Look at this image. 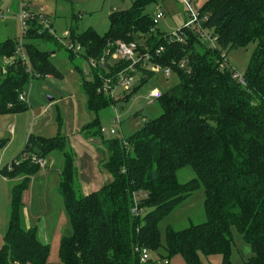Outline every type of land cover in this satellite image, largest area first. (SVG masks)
I'll list each match as a JSON object with an SVG mask.
<instances>
[{
	"label": "trees",
	"instance_id": "obj_1",
	"mask_svg": "<svg viewBox=\"0 0 264 264\" xmlns=\"http://www.w3.org/2000/svg\"><path fill=\"white\" fill-rule=\"evenodd\" d=\"M151 1L133 0L130 8L110 12L103 34L91 28L81 33L70 28L67 36L80 46V52L65 49L55 30L53 34L37 21L29 23L23 36V52L37 78L62 77L51 61V51L42 47L46 41L64 48L70 61H88L99 60L117 40L134 42L140 54L149 52L151 63L169 68L178 78L177 84L162 91L156 100L161 108L157 117L143 121L138 130L121 140L102 139L98 111L116 101L97 89L102 76L126 63L117 60L106 69L90 68V81L75 65L86 109L94 114L81 133L87 138L101 137L105 158L100 165L112 176L96 191L76 194L75 154L60 131L59 118L54 136H28L18 155L46 157L58 152L62 159L57 187L70 230L60 239L59 262L136 264L134 246L157 251L162 246L160 221L202 187L205 221L180 230L167 226L166 257L179 254L187 264H200L198 253L220 254L222 264H232L229 258L235 231L253 252L244 264H264V0H207L199 12L207 16L203 26L217 36L214 49L191 29L185 30L184 41L167 42L144 11ZM250 43L255 48L242 75L245 84H241L233 76L235 71L223 62V52ZM16 45L12 38L0 41V115L29 108L18 95L34 77L16 54ZM160 46L163 50L156 54ZM181 61L185 62L183 67L179 66ZM156 74L140 69L137 84L123 101ZM186 166L194 177L180 183L177 171ZM38 170L29 162L11 170L7 164L0 168L5 178L21 177L10 187L0 264H50L49 245L40 241L36 227H24L21 218L23 192L29 177ZM139 193H143L139 206L148 209L142 219L131 211L133 195ZM163 260L149 259L146 264H168Z\"/></svg>",
	"mask_w": 264,
	"mask_h": 264
},
{
	"label": "rangeland",
	"instance_id": "obj_2",
	"mask_svg": "<svg viewBox=\"0 0 264 264\" xmlns=\"http://www.w3.org/2000/svg\"><path fill=\"white\" fill-rule=\"evenodd\" d=\"M19 1V0H18ZM32 2H40L45 7V13L49 16L52 23V28L56 35L60 37V42L64 45L70 44L71 40L67 36L70 28L76 29V32L81 33L84 30L91 28L97 33L103 34L109 26L108 16L113 10H123L132 6L133 0H31ZM194 3V8L199 10L207 0H191ZM17 0H0V12L4 18L0 19V41L6 38L15 39L17 42L20 38V26L15 21ZM9 9V10H7ZM161 10L164 16L157 19L155 28L163 34H171L180 30L184 23L188 20V14L184 8L183 0H152L144 9L151 18L155 19L157 10ZM54 24V26H53ZM209 33V32H208ZM211 33V32H210ZM66 34V36H64ZM204 42V41H203ZM208 47L210 44L204 42ZM77 45V44H76ZM42 47L46 50L54 51L51 61L61 73L62 77L45 76L41 78H33L24 89L27 90L29 106H38L44 104L47 107L46 112L42 115V123H51L45 131L44 136L52 137L55 135L58 128V118L62 121L61 128L66 130V134H71L75 137L83 138V134L76 133V124L80 122L90 121L94 114L86 109L85 95L80 89L81 77L75 69L78 65L84 73L87 81L92 79L90 74V66L88 61L75 59L69 60V53L64 48L56 47L52 41H46ZM255 48L254 43H250L244 48H234L223 52L225 65L233 69L236 73L243 75L247 69L250 57ZM80 52L79 49H75ZM4 64L2 63L3 72H5ZM178 78L175 74H170L166 77L162 72H158L152 79L139 86L137 91L128 101L116 100L115 105H109L98 111L100 127L104 129L101 133V128L98 134H102V139H112L126 137L138 130L143 121H148L157 117L161 113L159 103L154 101L148 104L145 96L149 90L157 88L158 90L167 91L169 88L177 84ZM137 83H135L136 85ZM48 96L53 100L49 101ZM76 104L73 111L72 106ZM54 103V104H53ZM53 104V105H52ZM39 108L41 110L42 107ZM32 109V108H31ZM30 108L18 113L0 115V168L13 160L15 156L24 147V138L29 134L37 135L36 128L33 127V122L36 112L32 113ZM115 112L120 117L121 131L110 136L109 130L113 127L117 131L119 125L113 120ZM77 113V114H76ZM145 118V120H143ZM41 121V120H40ZM41 124V122H40ZM99 129V128H98ZM78 130V129H77ZM16 132V134H15ZM88 131H86L87 133ZM100 134V135H101ZM15 135V140L14 139ZM73 141L72 138H70ZM93 144L97 145L100 150L97 151L98 166L104 157V146L101 143V137L98 135L93 139ZM11 147H7L2 153L4 144L12 143ZM4 145V146H3ZM70 146V145H69ZM104 151V152H102ZM56 163L49 172L48 182L45 184L40 179H37L35 185L31 183L27 191H25L23 202L25 209L27 207L28 214L31 220L38 221L41 216L45 220L46 235L48 237V245L50 254L48 261L50 264H60L58 258V249L60 239L63 235L69 233V225L66 212L62 203V198L58 192V179L56 165L61 162L58 152L54 153ZM79 158L81 157L78 156ZM74 158V189L76 194H84L83 180L80 171H87L90 174L93 172L92 166H87L86 159L82 160ZM86 158V157H84ZM95 161L93 162V164ZM18 166V165H16ZM81 166V168H80ZM81 169V170H80ZM103 170L101 179L110 180L111 174ZM54 174L52 177L51 175ZM93 174V173H92ZM194 177L193 170L189 167H182L177 171V178L180 183H185ZM55 178V179H54ZM13 181H3L0 177V249L3 245V238L7 229L8 209H9V189ZM46 185L45 189L43 187ZM32 192V194H31ZM204 193L202 187L191 192L178 206L158 224L160 231L161 247L157 251H150L149 257L153 260H159L163 257V263L168 264H187L186 260L181 255H174L170 258L166 257L164 249L165 245V229L167 226L180 230L187 228L190 225L200 224L205 221L206 215L204 210ZM148 209L145 210L147 212ZM42 214V215H41ZM42 219L40 223L42 222ZM39 222V221H38ZM38 222H35L38 223ZM40 223L35 226L37 229ZM253 254L251 247L246 243L242 236L233 231V242L231 245L230 262L232 264H244V262ZM200 264H222V256L220 254L205 255L198 253Z\"/></svg>",
	"mask_w": 264,
	"mask_h": 264
},
{
	"label": "built area",
	"instance_id": "obj_3",
	"mask_svg": "<svg viewBox=\"0 0 264 264\" xmlns=\"http://www.w3.org/2000/svg\"><path fill=\"white\" fill-rule=\"evenodd\" d=\"M184 8L188 14V20L184 23L183 27L180 30H177L171 34H163L162 37L167 42H182L184 41V32L186 29H191L197 33L199 38L210 44L211 48L217 47V36L206 27L203 26V22L206 21L207 16L201 15L199 10L194 8V3L191 0H183ZM164 16V13L161 10H157L155 19L153 22L156 23L157 19H160ZM0 18H3V13L0 12ZM17 20L20 26V38L16 45V54L19 55L20 59L25 63L27 67V72L34 77L30 67L28 65V61L26 55L23 52V36L26 33L29 23L32 21H37V23L43 28L48 30L49 32L54 33V30L51 26V21L45 13V7L43 4L39 2H32L31 0H19L18 1V12H17ZM209 32V33H208ZM66 36V34H64ZM55 37L60 40L59 36ZM61 43V42H60ZM61 45L67 50H71L73 52H77L75 49H80V46L74 43L70 44H62ZM111 49H108L104 54L100 57L99 60L89 59L88 63L90 68L102 67L103 69L108 68V65H113L114 61L120 60L125 62V65H122L118 70L113 71L112 73H107L105 76H102L101 85L98 87V92L102 93L104 96L109 97L113 100H123L124 97L131 91L135 83V77L140 69H148L149 71L158 73L162 72L165 76H170V69L165 68L162 69L159 65L150 62V53L144 52L139 53L137 51V45L134 42H123L117 40L110 44ZM163 50V47L160 46L156 49L155 53L160 54ZM185 65L184 61L180 62L181 67ZM109 70V69H108ZM107 70V71H108ZM37 76V75H36ZM49 76V75H46ZM241 84H245L242 75L238 73H234L233 75ZM37 78V77H34ZM161 91L157 88L151 89L145 96V99L148 104L153 103L161 96ZM28 93L25 90L19 92L18 98L21 101H25L27 103ZM145 120V118H143ZM116 124L119 125V130L117 131L115 128H111L109 130V135H115L117 132L121 131L120 127V117L115 112V117L113 120ZM104 131L101 128V133ZM29 162L33 165H36L40 168H44L47 165V158L38 156L36 154H27L22 153L16 156L13 160L7 163V169L11 170L14 166L20 165L21 163ZM143 197V193L134 194L133 195V203H132V214L139 219H142L145 214V209L139 206V199ZM149 250L146 247L141 245H135L133 248V253L137 257L136 264H146L149 257Z\"/></svg>",
	"mask_w": 264,
	"mask_h": 264
},
{
	"label": "crops",
	"instance_id": "obj_4",
	"mask_svg": "<svg viewBox=\"0 0 264 264\" xmlns=\"http://www.w3.org/2000/svg\"><path fill=\"white\" fill-rule=\"evenodd\" d=\"M17 3H18V0H17ZM16 9H17L16 10V13H17L18 12V5H17ZM7 10H9V9H7ZM3 18H4V16H3ZM3 18H0V19H3ZM14 19H15V21H17V24H19L18 23V20H17V14L14 16ZM53 26H54V24H53ZM54 53H55L54 51H51V55L54 54ZM52 100H53V98H52ZM52 100H50V101H52ZM39 105H40V107H42L41 110L39 108ZM39 105L38 106L35 105L33 107H30L29 106L30 109L32 108L31 109L32 113L33 112L34 113L35 112L37 113L36 116H33L35 118V121L31 125H33V127L36 128L37 135L44 136L45 131L48 129V127H49V125H51V123L50 124L49 123H46V122L45 123H42V118H43L42 115L46 112L47 107L43 108L45 106L44 104H39ZM75 107H76V104L74 102V104L72 106L73 111L75 110ZM40 122H41V124H40ZM86 123H88V121L83 122L81 125H80V122L78 124H76V127H79V128H76V133H79L81 135L82 134L81 133V128ZM60 131H61L62 135L68 141V144L70 145V147L73 149L74 154H75L74 155V158L77 159V158H79L78 156L81 155V157L79 158L80 159V163L82 164V160L83 159H86V161L88 163L87 166H89V167L92 166V168H93V172H91V176H90L89 173H87V171H84V170L82 172L80 171V174L79 175L84 178V180H83L84 194H88L90 192H93V191L98 190L103 184H105L106 182H109L112 179V177H111V179L110 180L109 179L106 180V182L104 180L105 178L103 180L101 179V176L103 174L102 173L103 172V170H102L103 168L101 166H100L101 168H99V166H98L99 160H98V157H97V154H96L97 151L100 150V148L97 145L95 146V144H93V142H94L93 139L96 138V137L87 138L84 135H82L83 138H79V137L73 138L74 137L73 135L66 134V130L64 128H61ZM56 133H57V130H56ZM15 134H16V132H15ZM28 136L24 138V140H23L24 143H26ZM44 137H46V136H44ZM70 138H72L73 141H71ZM14 140H15V135H14L13 141ZM4 145H3L4 147H3V150H2L1 155L3 154V152L5 151V149L7 147H11L13 145V142L10 143V144H8V143L6 144L5 143ZM24 146H25V144H24ZM23 149H24V147H23ZM22 150H20V152ZM54 153H56V152H53L52 154L46 156L47 161H48L46 167H44V168H40L39 167V170L37 171V173L34 174L33 176L29 177L30 178V182H29L28 188L31 185V183H33V181H34V184L32 186V191L34 190L33 187H34L35 182H36L37 179H40L45 184L48 182L49 172L52 171V168H53V166L56 163V156L54 155ZM84 157H86V158H84ZM60 158H61V156H60ZM94 161H95V163L93 164ZM61 165H62V160H61V162H59L56 165L57 175L59 174ZM80 168H81V166H80ZM51 176L53 177L54 174H52ZM0 177H1V179L3 181H6V180L13 181L12 182V185L14 183L18 182L21 179V177H16V178L8 179V178H5V177H3L1 175H0ZM57 179H58V176H57ZM45 187H46V185L43 187V189H45ZM27 189L25 191H27ZM25 191L23 192L22 201H23V198H24ZM31 194H32V192H31ZM9 201H10V189H9ZM21 218H22V225L24 227H26V228L36 227L35 225L38 224V223H40V221L42 219V217L40 216L39 219H38L39 222L36 220V218H34V220H31V218H30V216L28 214L27 207L25 209L24 202H23L22 208H21ZM35 222H38V223L35 224ZM46 226H47V224H46L45 220L42 219V222L40 223V227L37 229L38 238L43 243H48V237L46 235Z\"/></svg>",
	"mask_w": 264,
	"mask_h": 264
},
{
	"label": "water",
	"instance_id": "obj_5",
	"mask_svg": "<svg viewBox=\"0 0 264 264\" xmlns=\"http://www.w3.org/2000/svg\"><path fill=\"white\" fill-rule=\"evenodd\" d=\"M48 100H49V101L52 100V97L48 96Z\"/></svg>",
	"mask_w": 264,
	"mask_h": 264
}]
</instances>
